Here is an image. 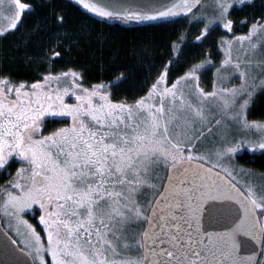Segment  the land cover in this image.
Instances as JSON below:
<instances>
[{
	"label": "snow or ice",
	"instance_id": "6c2138e0",
	"mask_svg": "<svg viewBox=\"0 0 264 264\" xmlns=\"http://www.w3.org/2000/svg\"><path fill=\"white\" fill-rule=\"evenodd\" d=\"M74 3L98 18L143 22L199 18L193 9L201 0L148 11ZM251 3L213 0L197 40L217 24L232 33L230 10ZM32 12L27 0H0V36ZM65 23L55 14L26 38L43 32L50 41L38 54L49 67L32 82L0 70V175L8 177L0 219L22 237L4 232L0 264H264V186L242 182L231 167L243 147L264 150V122L247 115L257 88L264 89L256 74L264 75V17L246 34L221 39L211 91L200 75L210 55L175 79L169 58L131 102L114 93L126 70L117 69L114 82L87 86L81 71L52 70L78 44ZM48 117L68 126L48 132ZM37 214L43 237L25 218Z\"/></svg>",
	"mask_w": 264,
	"mask_h": 264
},
{
	"label": "trees",
	"instance_id": "16d2710c",
	"mask_svg": "<svg viewBox=\"0 0 264 264\" xmlns=\"http://www.w3.org/2000/svg\"><path fill=\"white\" fill-rule=\"evenodd\" d=\"M27 2L33 6V12L22 19L17 30L0 36V70L28 82L44 72L49 66L38 58V54L50 42L48 34H33L27 41L26 38L38 21L50 20L55 14H61L66 21L64 29L78 40V44L72 43L70 48H66L70 55L55 63L52 70L60 72L74 68L81 71L86 86L101 81L114 82L113 73L117 69L126 70V82L115 88L114 93L118 94V99L127 98L130 102L143 94L150 76L160 68L162 60L169 58L174 60L170 78L175 79L188 66L210 55L212 63L205 65L200 73L201 87L210 91L216 68L222 60V49L219 47L221 39L229 38L226 31H220L214 25L207 36L197 40V36L202 35L205 23L198 15L201 4L193 10L199 18L189 14L160 23L121 27L108 24L102 18L88 14L65 0ZM1 16L3 13H0V19L3 20ZM262 17L264 0H252L251 4L234 7L230 10L234 35L245 34L250 23ZM4 23L0 22V27ZM172 45L179 51L178 56L175 51L170 53ZM248 119L264 122V92L256 99ZM62 122L57 119L47 120L46 123L50 124L46 127L47 131L51 132ZM234 160L244 170L264 175V151H245L236 155Z\"/></svg>",
	"mask_w": 264,
	"mask_h": 264
},
{
	"label": "rangeland",
	"instance_id": "374dc122",
	"mask_svg": "<svg viewBox=\"0 0 264 264\" xmlns=\"http://www.w3.org/2000/svg\"><path fill=\"white\" fill-rule=\"evenodd\" d=\"M204 2H202L201 3V5H202V7L199 9V11H198V15L200 16V17H202V18H204V17H210L211 16V14H212V3H213V0H206L205 1V3L203 4ZM200 5V6H201ZM199 6V7H200ZM234 7H240V6H237V5H234L233 6V8ZM2 17V16H1ZM3 18V17H2ZM0 22L3 24L4 23V20H2V19H0ZM214 26V25H213ZM217 28H219V30L220 31H226L227 32V30H225L222 26H220V25H215ZM249 27H250V25H249ZM248 27V28H249ZM233 31H234V27H233ZM247 31H248V29H247ZM247 33V32H246ZM245 33V34H246ZM227 34H228V36H229V38H224V39H231L232 37H233V35H234V33L232 32V33H228L227 32ZM244 35V34H243ZM237 48H238V46H236ZM237 53H236V51L234 50V52H233V55L235 56ZM223 55H224V53H223V50H222V59H223ZM216 74V73H215ZM215 74H214V79H213V82H212V86H213V84H214V82H215ZM256 74H257V82L259 81V79H261V78H264V75H262L261 74V72H260V69H256ZM232 80H233V82H234V84L235 85H239V81L235 78V77H232ZM211 90H212V88H211ZM210 90V91H211ZM262 92H264V89H260V88H257V90H256V92H255V94H254V96H253V98H252V102L250 103V105H249V108H248V113H247V115L249 114V112L252 110V107H253V105H254V103H255V101H256V99L261 95V93ZM51 119H60V120H63L64 121V118H61V117H48V118H46V121L47 120H51ZM252 121V120H251ZM259 122H261V121H259ZM50 124L49 123H46V127L47 126H49ZM68 126V124H66V123H64V122H62L61 124H59L58 126H57V128L56 129H58V128H60V127H67ZM56 129H54V130H56ZM53 131V130H52ZM245 151H249V152H260V151H264V150H259V149H257V150H255V151H252V150H250V149H248L246 146L245 147H243L240 151H238L234 156H233V158H232V163H231V167H233V168H235V170L237 171V173H239L240 174V176H241V179H242V182H243V180L244 179H247V180H249L250 182H252L254 185H256L257 187H259V186H264V175H258L257 173H252V172H250V171H247V170H244L242 167H239L237 164H236V162H235V158H236V155H238V154H240V153H243V152H245ZM17 167H18V165H17ZM243 170V173H250L251 175H249V176H245L243 173H241L240 172V170ZM10 171L12 172V174H14V172H15V168H13V169H10ZM7 182V181H6ZM6 182H1L0 181V185H3V184H6ZM26 219H28L29 220V222L31 223V224H33V226L34 227H36V229H37V231L38 232H40L41 233V235H42V237L44 236V233H43V231H42V228H43V226L42 225H40L39 224V216H38V214L35 216V218H33L32 216H26L25 217ZM1 222H2V225H3V227H4V229L14 238V239H17V241L19 242V241H21L22 240V237H18V236H16L15 235V231H14V229L13 230H9L8 229V224H7V220L6 219H1ZM21 246H22V244H21ZM46 259L47 260H49V262H50V258L49 257H46Z\"/></svg>",
	"mask_w": 264,
	"mask_h": 264
},
{
	"label": "water",
	"instance_id": "95a60500",
	"mask_svg": "<svg viewBox=\"0 0 264 264\" xmlns=\"http://www.w3.org/2000/svg\"><path fill=\"white\" fill-rule=\"evenodd\" d=\"M65 1H67V2L71 3L72 5L82 9V7H80L79 5H76L74 3V0H65ZM96 2L103 5V6H107V7L116 6L121 10H123L125 8H129V9H135V10H146V11H148V10H152V9H156V8H161L165 4L170 5L174 2V0H96ZM201 2H202V0H201ZM198 6L199 5H197L196 8ZM196 8H194V9H196ZM82 10L84 12H86V10H84V9H82ZM88 14H90V13H88ZM181 16H183V15H180L177 17H171L168 19H160V20H156V21H143V22L124 21L122 19H105V18H102V19L108 24L118 25L121 27H133V26H136L137 24H153V23H160V22H164V21H170V20L176 19V18L181 17ZM221 175H223V173H221ZM4 232H6V230L3 228L1 220H0V241L5 240ZM8 235L10 237H12L9 233H8ZM10 247L14 248L15 246L10 245ZM254 247L255 246H252L251 249H242V254H245V255L251 254V250H254ZM17 255H18V253H17ZM3 259H4L3 255L0 254V260H3Z\"/></svg>",
	"mask_w": 264,
	"mask_h": 264
},
{
	"label": "flooded vegetation",
	"instance_id": "af4514ba",
	"mask_svg": "<svg viewBox=\"0 0 264 264\" xmlns=\"http://www.w3.org/2000/svg\"><path fill=\"white\" fill-rule=\"evenodd\" d=\"M7 176L6 175H0V181L1 182H6L7 181Z\"/></svg>",
	"mask_w": 264,
	"mask_h": 264
}]
</instances>
